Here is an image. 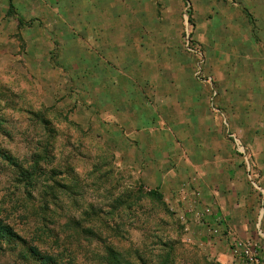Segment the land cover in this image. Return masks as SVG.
<instances>
[{"label":"rangeland","instance_id":"1","mask_svg":"<svg viewBox=\"0 0 264 264\" xmlns=\"http://www.w3.org/2000/svg\"><path fill=\"white\" fill-rule=\"evenodd\" d=\"M257 4L0 0V264H242L195 192L243 154L214 108L258 110Z\"/></svg>","mask_w":264,"mask_h":264},{"label":"crops","instance_id":"2","mask_svg":"<svg viewBox=\"0 0 264 264\" xmlns=\"http://www.w3.org/2000/svg\"><path fill=\"white\" fill-rule=\"evenodd\" d=\"M256 2L258 7L252 6L253 9L258 8L259 11L260 44L264 52V0H256ZM262 57L260 63L263 64L260 67L263 71L260 75H264V53ZM260 86L263 88L264 80L258 86L259 89L255 91L260 95L259 101L254 95L250 99L251 103L248 104L253 108L258 107V110H250L245 114L241 135L229 129L230 120H232L231 113L229 116L226 115L220 104L217 105L220 107H213L216 110L215 114L221 118L223 129L227 130L226 136L229 137L227 141L232 145L241 143L243 146L241 148L243 154L238 153V156H235L239 161L225 166L226 172L232 175L230 179L221 181L217 185L213 183L210 185V182L203 181L202 186L195 192L197 205L200 204L201 207V231L204 232L205 229L212 235L218 234L219 238L222 235L220 241L215 240L212 244V250L223 258L227 255L224 254L225 252L222 253L220 248L224 247L226 240L229 244L230 240L254 243L257 241V236H261L264 240V96L260 91ZM200 89L201 87H198V90ZM198 97L193 99H198ZM214 103L212 106H216ZM193 111H190L192 115L190 117L194 119ZM229 160H234V157ZM260 212L261 215L258 218L257 215ZM260 218H263L262 222ZM249 239L254 240L250 242Z\"/></svg>","mask_w":264,"mask_h":264},{"label":"built area","instance_id":"3","mask_svg":"<svg viewBox=\"0 0 264 264\" xmlns=\"http://www.w3.org/2000/svg\"><path fill=\"white\" fill-rule=\"evenodd\" d=\"M238 249L240 250V260L242 264H264L258 245L238 241L233 245V250L237 251Z\"/></svg>","mask_w":264,"mask_h":264},{"label":"trees","instance_id":"4","mask_svg":"<svg viewBox=\"0 0 264 264\" xmlns=\"http://www.w3.org/2000/svg\"><path fill=\"white\" fill-rule=\"evenodd\" d=\"M18 21H19V24H22L21 19H19ZM24 24L25 23L23 21V25ZM148 195L156 201H159L161 199V194H158L156 191H150ZM0 237L1 238L6 237V238H11V239L17 238L16 235L13 234L12 231L8 227L2 225V223H0ZM30 253L39 262V264H60V263H57L53 258L41 256L40 254L37 253L35 249H31Z\"/></svg>","mask_w":264,"mask_h":264}]
</instances>
